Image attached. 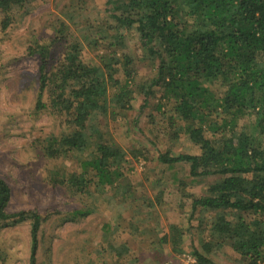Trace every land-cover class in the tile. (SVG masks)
<instances>
[{
  "label": "rangeland",
  "instance_id": "374dc122",
  "mask_svg": "<svg viewBox=\"0 0 264 264\" xmlns=\"http://www.w3.org/2000/svg\"><path fill=\"white\" fill-rule=\"evenodd\" d=\"M110 9L108 0H26L0 10V176L12 192L9 213L42 218L36 264H166L196 250L215 264H246L232 242L212 232L216 214L193 209V198L203 196L216 177L192 181L189 165L159 162L160 153L200 150L178 130L184 123L160 88L146 97L159 60L141 47L136 30L123 31L124 52L109 47ZM101 31L107 42L100 40ZM87 36L99 40L97 46ZM73 42L81 43L86 64L101 66V57L118 53L122 59L126 53L137 73L132 108L115 111L108 121L99 118L100 129L110 131L126 153L122 176L116 186L99 189L95 179L78 194L58 181L82 172L92 146L85 153L50 156L74 127L50 107L48 91L46 107L38 108L41 67L54 73ZM43 50L50 55L43 58ZM116 68L124 82V62ZM135 150L143 155L136 158ZM77 210L89 215L75 217ZM14 221H0V264H30L32 221Z\"/></svg>",
  "mask_w": 264,
  "mask_h": 264
},
{
  "label": "trees",
  "instance_id": "16d2710c",
  "mask_svg": "<svg viewBox=\"0 0 264 264\" xmlns=\"http://www.w3.org/2000/svg\"><path fill=\"white\" fill-rule=\"evenodd\" d=\"M24 1L0 0V10ZM108 4L114 37L109 47L124 52L123 31L136 30L141 47L159 60L146 97L153 95L152 88H160L184 123L178 130L200 150L195 155L160 153L159 162L189 165L192 181L216 177L203 196L193 198V209L216 214L212 232L232 242L246 264H264V0H108ZM101 32L100 40L107 42L109 35ZM87 38L93 45L99 42ZM72 44L54 73L41 67L38 108L46 107L43 96L48 91L50 107L66 114L74 127L50 156L85 153L92 146L82 172L58 181L78 194L87 192L95 179L99 189L116 186L122 176L126 153L110 131L100 129L99 118L108 121L115 111L132 108L137 73L130 54L119 59L113 53L100 58L101 66L89 65L82 59L81 43ZM40 54L50 55L45 50ZM122 62L124 82L116 78ZM137 154L143 155L135 150L136 158ZM11 194L0 176V221L31 219L30 264H36L42 218L38 213H9ZM87 215L74 212L75 217ZM192 255L199 264H215L204 252Z\"/></svg>",
  "mask_w": 264,
  "mask_h": 264
},
{
  "label": "built area",
  "instance_id": "2783aa9c",
  "mask_svg": "<svg viewBox=\"0 0 264 264\" xmlns=\"http://www.w3.org/2000/svg\"><path fill=\"white\" fill-rule=\"evenodd\" d=\"M166 264H199V263L198 260L192 254L184 253L178 256V258H176L174 262H169Z\"/></svg>",
  "mask_w": 264,
  "mask_h": 264
}]
</instances>
